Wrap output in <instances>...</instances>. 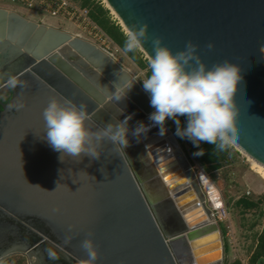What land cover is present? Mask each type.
<instances>
[{
	"label": "water",
	"instance_id": "1",
	"mask_svg": "<svg viewBox=\"0 0 264 264\" xmlns=\"http://www.w3.org/2000/svg\"><path fill=\"white\" fill-rule=\"evenodd\" d=\"M105 1L127 30L148 25L142 51L149 58L158 36L174 53L188 41L199 45L209 68L239 65L236 146L264 165V0ZM6 88L12 98L0 101V263L20 254L28 264H85L81 242L91 232L97 264H223L225 233L190 156L167 122L164 136L156 126L139 142L131 135L138 122L152 123L155 109L110 50L0 7V93ZM53 97L85 104L93 131L131 116L130 146L106 139L98 160L62 162L42 115Z\"/></svg>",
	"mask_w": 264,
	"mask_h": 264
},
{
	"label": "clouds",
	"instance_id": "2",
	"mask_svg": "<svg viewBox=\"0 0 264 264\" xmlns=\"http://www.w3.org/2000/svg\"><path fill=\"white\" fill-rule=\"evenodd\" d=\"M149 39L146 23L133 25L125 33L124 52L142 50ZM162 41L163 38L158 36L151 39L154 55L148 60L150 75L141 80L143 90L150 96V105L155 109L148 117L152 123L138 122L131 135L139 142L142 135L146 137L156 126L158 134L163 136L167 131L166 121L172 120L176 124L175 135L187 138L194 147L199 148L201 142L215 145L221 151L235 146L239 139L235 126V95L242 79L239 65L226 60L209 68L197 52L199 45L188 41L184 50L174 53ZM206 47L210 51L214 44L209 43ZM260 58L264 60V56ZM10 83L17 86L14 78ZM20 86L26 87L23 82ZM131 87L132 84L127 86L122 96L116 95V101L122 100ZM42 115L47 142L61 153L59 159L62 162L65 156L82 158L86 155L98 160L106 139L114 145L119 144L123 150L130 146L128 121L131 116L93 131L87 125L90 117L85 104L55 97L49 101ZM180 117L186 118V127H181ZM193 155H204V149L200 148ZM92 235L89 232L88 238L81 242V248L88 257L85 264H97L99 259ZM48 255L53 260L59 258L53 251Z\"/></svg>",
	"mask_w": 264,
	"mask_h": 264
},
{
	"label": "rangeland",
	"instance_id": "3",
	"mask_svg": "<svg viewBox=\"0 0 264 264\" xmlns=\"http://www.w3.org/2000/svg\"><path fill=\"white\" fill-rule=\"evenodd\" d=\"M100 1L105 7L110 9L105 0ZM14 5H16V2L14 3L11 0H0V7L23 13V11L19 10ZM110 12L113 19L122 26V29L126 33L127 30L121 24L119 17L112 9H110ZM69 23L70 22H60V25L57 27L81 35L96 44L102 45L104 43L108 45L110 47L109 50L120 61L121 65L130 69L133 75L136 74L141 79L150 75L148 73V67H140L132 58L128 57L121 47L109 36L105 35V33L103 34L100 27V29H90L83 26L71 25V23ZM144 59H147V61L149 60V57L145 53ZM166 122L175 133L176 124L172 120H167ZM179 140L192 160L193 156L190 152L189 145L187 146L184 143V139L179 138ZM234 147L238 152L235 153L233 162L227 163L213 172H207L195 159H193L192 162L197 166V172H202L199 174L204 185L202 186L205 187L207 193H209L212 201L211 205H213L215 209L216 220L221 224L225 233V243L227 244L228 250L223 264H231L236 259H240L243 264H252L250 259L257 243L258 234L262 231L264 224V216L260 215V211L264 209V166L252 159L250 155L236 145ZM242 196H249L261 201V208L258 210H248L247 212L243 211L242 208L237 205L238 199ZM212 198H214L215 204ZM18 257H23L25 264H28L27 257L20 254L7 257L0 264H5L10 258L14 259Z\"/></svg>",
	"mask_w": 264,
	"mask_h": 264
},
{
	"label": "trees",
	"instance_id": "4",
	"mask_svg": "<svg viewBox=\"0 0 264 264\" xmlns=\"http://www.w3.org/2000/svg\"><path fill=\"white\" fill-rule=\"evenodd\" d=\"M82 6H88L91 8V15L93 20L106 32V34L123 50L125 46V31L122 26L113 19L110 9L100 0H75ZM140 67L147 68L148 61L144 59V53L141 50L127 53ZM150 74V71L148 72ZM181 127H186L183 119L180 117ZM190 152L193 156L192 160L195 159L207 172H213L214 170L220 169L227 163H231L234 160L235 153L238 151L235 147L227 148L223 151L219 150L215 145L201 142L199 148L194 147L193 143H189ZM204 149V155L194 156L193 153ZM194 160V162H195ZM264 199V198H263ZM262 199V200H263ZM237 205L242 208L243 211L260 209L261 201L253 199L249 196H242L238 199ZM260 215L264 216V209L260 211ZM228 250L226 244V251ZM250 262L252 264H264V224L262 231L258 234L257 243L252 253ZM5 264H25L23 257L14 259H8ZM231 264H243L240 259H236Z\"/></svg>",
	"mask_w": 264,
	"mask_h": 264
},
{
	"label": "built area",
	"instance_id": "5",
	"mask_svg": "<svg viewBox=\"0 0 264 264\" xmlns=\"http://www.w3.org/2000/svg\"><path fill=\"white\" fill-rule=\"evenodd\" d=\"M26 6L28 9L38 13L41 16H50L61 18L74 25L83 26L90 29H100L101 27L93 20L91 8L82 6L75 0H11ZM100 27V28H99ZM102 29V28H101ZM102 33L106 32L102 29ZM108 36V35H107ZM143 83V82H142ZM186 124V118L182 117ZM184 143L188 146L191 141L187 138ZM195 169L197 168L194 165Z\"/></svg>",
	"mask_w": 264,
	"mask_h": 264
},
{
	"label": "crops",
	"instance_id": "6",
	"mask_svg": "<svg viewBox=\"0 0 264 264\" xmlns=\"http://www.w3.org/2000/svg\"><path fill=\"white\" fill-rule=\"evenodd\" d=\"M15 3V2H14ZM13 5V4H12ZM15 7H17L19 10L23 11V13L27 16H29L30 18L32 19H35L39 22H45V23H48V24H51V25H54V26H58L60 25L59 23H64L66 21H64L63 19L61 18H54V17H50V16H41L39 15L38 13L28 9L26 6L20 4V3H16V5H14ZM70 24V23H69ZM71 25H74L71 23ZM99 45V44H97ZM118 45V44H117ZM101 47H105L107 48L108 50L110 49V47L108 45H105L104 43L102 45H99ZM122 49V48H121ZM123 50V49H122ZM124 52V50H123ZM125 53V52H124ZM127 55V53H125ZM128 56V55H127ZM129 57V56H128ZM134 76L136 78H138L140 81L142 80L139 76H137L136 74H134ZM142 82V81H141Z\"/></svg>",
	"mask_w": 264,
	"mask_h": 264
},
{
	"label": "flooded vegetation",
	"instance_id": "7",
	"mask_svg": "<svg viewBox=\"0 0 264 264\" xmlns=\"http://www.w3.org/2000/svg\"><path fill=\"white\" fill-rule=\"evenodd\" d=\"M12 98V90L11 88H6L4 89V91H2L0 93V101H2L3 103H9L11 101ZM3 107L0 104V111H2Z\"/></svg>",
	"mask_w": 264,
	"mask_h": 264
},
{
	"label": "bare ground",
	"instance_id": "8",
	"mask_svg": "<svg viewBox=\"0 0 264 264\" xmlns=\"http://www.w3.org/2000/svg\"><path fill=\"white\" fill-rule=\"evenodd\" d=\"M126 30H127V28H125ZM164 136V135H163ZM253 159V158H252ZM255 160V159H254ZM256 161V160H255ZM258 162V161H257ZM259 163V162H258ZM259 164H261V163H259ZM263 165V164H262ZM264 166V165H263ZM202 172L200 171L198 174H201ZM199 177H200V181H201V183H202V179H201V176L199 175ZM202 185H203V183H202ZM204 186V185H203ZM204 189H205V192L207 193V190H206V188L204 187ZM192 195L194 196V198H196L195 196H196V193L195 192H193L192 193ZM207 195H208V198H209V201H210V203L212 204V201H211V198H210V196H209V193H207ZM184 199H187V201H189V200H191V201H195V199H193L192 197H190L189 195H185L184 196ZM212 200H213V202H214V204H215V201H214V198H212ZM193 202H191L192 204H193ZM216 206V205H215ZM212 208H213V205H212ZM214 209V208H213ZM215 210V209H214Z\"/></svg>",
	"mask_w": 264,
	"mask_h": 264
},
{
	"label": "snow or ice",
	"instance_id": "9",
	"mask_svg": "<svg viewBox=\"0 0 264 264\" xmlns=\"http://www.w3.org/2000/svg\"><path fill=\"white\" fill-rule=\"evenodd\" d=\"M217 206H219V205H217Z\"/></svg>",
	"mask_w": 264,
	"mask_h": 264
}]
</instances>
